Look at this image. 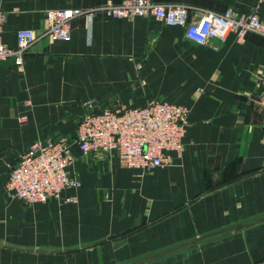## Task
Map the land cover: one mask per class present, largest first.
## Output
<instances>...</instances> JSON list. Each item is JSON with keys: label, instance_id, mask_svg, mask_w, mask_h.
I'll return each instance as SVG.
<instances>
[{"label": "crops", "instance_id": "1", "mask_svg": "<svg viewBox=\"0 0 264 264\" xmlns=\"http://www.w3.org/2000/svg\"><path fill=\"white\" fill-rule=\"evenodd\" d=\"M125 0H0L2 42L36 38L22 68L0 61V264H262L264 261V36L233 33L199 45L153 17L71 21L48 36V10ZM190 20L232 9L264 19L259 0H150ZM137 66H140L138 69ZM185 106L183 152L153 170L117 155L83 154L87 111ZM64 140L80 185L68 202L25 205L6 188L13 163L34 144Z\"/></svg>", "mask_w": 264, "mask_h": 264}, {"label": "built area", "instance_id": "2", "mask_svg": "<svg viewBox=\"0 0 264 264\" xmlns=\"http://www.w3.org/2000/svg\"><path fill=\"white\" fill-rule=\"evenodd\" d=\"M259 1L264 4V0ZM99 16L109 19L150 16L165 25L182 27L186 39L199 45L212 39L222 42L230 33L240 37L249 32L264 36V19L257 11L246 16L227 9L223 13H205L200 19L190 20L185 7L154 4L150 0H125L121 4L106 2L88 10H48V36L67 42L71 38L72 20L85 17L92 22ZM3 22L4 13L0 8V61L12 58L21 69L27 49L36 38L30 29L18 30L17 47L12 49L2 42ZM257 88L258 102L264 110V79L259 80ZM188 113L185 106L166 100L152 101L138 108L105 107L97 112L87 111L78 123L77 144L83 154L115 153L124 168H162L168 165L169 153L176 152L180 156L183 152ZM69 165V151L64 140L36 143L13 163L6 188L13 198L25 205L47 203L51 199L68 202L63 193L80 185L69 173Z\"/></svg>", "mask_w": 264, "mask_h": 264}]
</instances>
